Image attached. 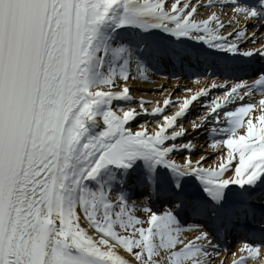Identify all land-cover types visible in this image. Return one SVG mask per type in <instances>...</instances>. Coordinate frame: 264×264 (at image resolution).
<instances>
[{"label": "snow or ice", "instance_id": "snow-or-ice-1", "mask_svg": "<svg viewBox=\"0 0 264 264\" xmlns=\"http://www.w3.org/2000/svg\"><path fill=\"white\" fill-rule=\"evenodd\" d=\"M261 257L264 0H0V264Z\"/></svg>", "mask_w": 264, "mask_h": 264}, {"label": "bare ground", "instance_id": "bare-ground-1", "mask_svg": "<svg viewBox=\"0 0 264 264\" xmlns=\"http://www.w3.org/2000/svg\"><path fill=\"white\" fill-rule=\"evenodd\" d=\"M225 23L227 22L228 16L224 15L221 17ZM177 82H179L181 85L188 87V88H192L194 91L197 88V84L195 83V79L194 80H184V81H177V80H163V81H157L151 84H144L141 83L139 85H135V87L141 88L144 91L143 92H137L134 93L135 99L139 100L141 98H143L145 101H149L151 102L148 107H149V111H151L152 107L156 106V103L159 102V104L162 106L163 104V100L165 98H168L169 96V92L167 90H171L172 92H176V84ZM164 89L162 91H155V90H161ZM182 95H185V93H180ZM172 99L175 100V98L172 96ZM185 127H190V125L188 126L187 124H185ZM178 162H182L181 159H179V157H177ZM224 256L229 255V253H225L223 254ZM223 258V257H221ZM261 259H264V257H261ZM219 264V262H217ZM229 264H231V261H229Z\"/></svg>", "mask_w": 264, "mask_h": 264}, {"label": "rangeland", "instance_id": "rangeland-1", "mask_svg": "<svg viewBox=\"0 0 264 264\" xmlns=\"http://www.w3.org/2000/svg\"><path fill=\"white\" fill-rule=\"evenodd\" d=\"M206 15L207 14H209V13H205ZM154 80H155V82H157V81H163L164 79H162V77H155V78H153ZM172 80H176V79H172ZM165 81V80H164ZM180 93H183V92H178V91H176L175 92V95L173 96L174 98H175V100L176 99H178V98H183V96L184 95H182V94H180ZM135 97V96H134ZM150 110V109H149ZM199 109H197V111H198ZM188 126H189V124H187ZM179 159H181L182 160V157H179ZM209 163H212V161H209ZM218 264V263H217Z\"/></svg>", "mask_w": 264, "mask_h": 264}]
</instances>
